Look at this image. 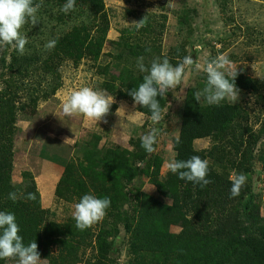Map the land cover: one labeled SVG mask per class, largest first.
Masks as SVG:
<instances>
[{"label": "trees", "instance_id": "1", "mask_svg": "<svg viewBox=\"0 0 264 264\" xmlns=\"http://www.w3.org/2000/svg\"><path fill=\"white\" fill-rule=\"evenodd\" d=\"M66 2L43 0L42 11L37 13L39 22L34 26L24 25L21 31L29 32V42L25 46L26 54L20 55L16 49L12 55L15 74L23 79L37 74L45 83L50 79L48 90L41 97L46 100L61 86L58 69L62 63L69 61L77 65L89 60L104 77L100 89L117 100L134 101L124 89L138 88L145 74L121 60L123 52L131 57L141 56V46L133 42L137 34L134 33L143 36L150 28L123 30L113 42L114 48L121 50L117 56L110 55L114 64L100 65L98 61L109 30L104 1L76 0L75 10L65 14L61 9ZM52 21L67 29L58 35L51 32L46 36L42 29ZM52 40L56 41L55 47L45 50V45ZM110 66L116 70V76L109 74ZM234 73L237 94L253 97L262 110L257 134L252 133L248 113L240 104L229 103L228 99L218 105H209L203 98L200 102L195 100L194 93L207 84V74H201L186 91L179 135L173 142L174 160L198 155L209 161L208 178L213 182L207 186L182 180L169 171L158 183L167 202L140 193L132 210L135 216H129L128 211L121 214L130 201L126 186L142 173L140 165L148 162L151 155L138 139L131 138V149H126L100 145V136L91 135L80 156L64 165L54 190L56 199L67 202L78 203L88 193L111 198L106 217L112 220L104 219L95 228L85 230L76 227L74 218L64 224L55 222L51 219L53 214L41 208L40 196L34 188L12 183L17 115L26 107L35 108L40 98L33 93L29 103L19 104L15 100L16 92L1 95L0 211L15 215L25 244L35 241L41 259H46L47 264H79L77 251L87 246L94 249L95 255L86 264H115L109 256L110 239L117 235L119 225L129 236L127 264H264V226L260 223L251 187L246 183L239 196L231 197L230 178L232 170L236 175L249 172L250 146L264 133V79L251 78L240 71ZM157 99L163 111L167 93ZM137 110L151 118L149 108L138 105ZM200 139L210 140L208 149H194V141ZM11 192L18 195L15 201L9 199ZM28 193H35L36 199H25ZM172 226L178 227L179 232H171ZM6 261L0 260V264Z\"/></svg>", "mask_w": 264, "mask_h": 264}, {"label": "rangeland", "instance_id": "2", "mask_svg": "<svg viewBox=\"0 0 264 264\" xmlns=\"http://www.w3.org/2000/svg\"><path fill=\"white\" fill-rule=\"evenodd\" d=\"M103 1L109 30L98 64H114L115 60L110 55L117 56L121 50H116L113 42L118 40L123 30L135 27L132 22L147 16L146 26L150 28V32L143 36L139 32L134 33L137 34L133 42L141 46V56L131 57L123 52V63L146 74L137 66L140 57H143L145 66H150L157 57L161 60L167 57L175 65L185 56L192 55L201 67L196 69L193 65L190 69L186 68V79L175 88L167 90V103L162 111L164 118L159 123H153L151 118L139 113L138 105L134 101L117 100L115 97V103L104 118L107 123L104 120L96 122L82 115L66 116L62 110L63 103L73 91L85 86L102 90L99 84L104 77L98 73L96 64L89 60H82L77 65L69 61L62 63L58 69L60 88L53 97L43 100L41 97L47 92L50 79L45 83L37 74L24 79L17 76L13 70L15 63L12 59L15 45L0 44V96L14 91L15 100L19 104L29 103L33 93L40 98L35 108L26 107L17 115L12 183L27 184L31 186L30 189L34 188L40 196L41 208L49 210L53 214L51 219L60 224L73 218L77 201L56 199L55 186L64 165L80 156L84 143L91 135L100 136V145L131 149V138L141 141L152 129L160 130L154 145L155 151L150 153L148 162L140 165L142 173L125 188L130 200L129 206L120 212L124 214L128 211L129 216H135L132 210L136 206L135 198L140 193L166 201L161 195L158 183L170 171L166 165L175 157L173 142L179 135L186 91L199 80L201 74H207V63L219 55H225L231 62L232 72L240 71L251 78L264 79V0ZM66 29L67 27H59L52 21L45 23L42 30L47 36L51 32L58 35ZM22 34L27 36L29 32ZM46 36H42L43 39ZM109 74L116 76V70L112 66L109 67ZM228 102L245 108L249 116L248 125L252 133L257 134L261 126L262 110L255 99L246 94H237L236 100L228 99ZM118 108H121L119 115ZM61 135L76 144H41L44 140L53 141L56 136ZM209 146V139H200L193 143L196 150H206ZM247 158L250 170L246 174V183L251 187L252 199L257 206L260 223L264 226V133L259 136L255 145L250 146ZM230 174V178L236 175L233 170ZM104 219L112 220L106 216ZM103 220L95 223L93 227ZM170 230L173 233L179 232L176 226L170 227ZM110 240V259L115 264H127L129 236L121 225L118 226L117 235ZM94 253V249L89 246L77 251L79 264H86L94 257ZM6 264H17V260L7 259ZM44 264H47L46 261Z\"/></svg>", "mask_w": 264, "mask_h": 264}, {"label": "clouds", "instance_id": "3", "mask_svg": "<svg viewBox=\"0 0 264 264\" xmlns=\"http://www.w3.org/2000/svg\"><path fill=\"white\" fill-rule=\"evenodd\" d=\"M76 0H67L61 11L65 14L75 10ZM43 6V0H0V44H14L20 55L25 53V46L28 44V37L22 34L25 24L36 25L39 20L37 13ZM136 29L146 26L147 16L139 21L132 22ZM56 41H49L45 50L55 47ZM151 51V49H146ZM195 65L200 69L201 65L192 58V55L185 56L182 61L173 65L167 57L162 60L157 57L153 59L150 66H145L143 57L138 60V68L146 73L143 82L138 88L129 91L135 104L149 108L153 123H159L164 117L162 108L157 97H162L168 89L175 88L186 79V68ZM231 62L225 55H219L207 63V84L202 90L194 93L196 101L203 98L209 105H218L225 99L236 100L237 87L235 79L237 74L230 70ZM231 79H230V78ZM115 98L106 91L97 90L92 87H82L73 91L62 105L63 113L66 116L82 115L96 122L104 120L109 114ZM123 107V106H122ZM121 107V108H122ZM117 109L119 115L120 109ZM107 123L106 120H104ZM159 129H152L141 138V147L148 153L155 151ZM167 168L179 176L182 180L193 182L201 187L207 186L213 181L208 178L209 161L198 155H193L187 160H172L167 163ZM231 197L240 195L241 188L246 184L247 176L243 173L231 177ZM18 198L16 192L9 193V199L15 201ZM28 200H35V193H28L25 197ZM111 206V198L108 196L99 197L93 193L85 194L74 206L73 218L76 227L80 230L90 228L100 222L107 214ZM20 227L16 217L11 212L0 211V260H17V264H44L38 251L35 241L25 244L20 235Z\"/></svg>", "mask_w": 264, "mask_h": 264}, {"label": "crops", "instance_id": "4", "mask_svg": "<svg viewBox=\"0 0 264 264\" xmlns=\"http://www.w3.org/2000/svg\"><path fill=\"white\" fill-rule=\"evenodd\" d=\"M63 135H61V136H59V137H55V139L52 141V140H49V139H47V140H44L43 141V143H41V144H53V143H56V144H76L75 143V141H74V143H73V141H68L69 139L68 138H64V137H62ZM46 138H48V137H46ZM80 144H83V143H80Z\"/></svg>", "mask_w": 264, "mask_h": 264}]
</instances>
